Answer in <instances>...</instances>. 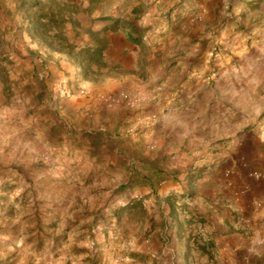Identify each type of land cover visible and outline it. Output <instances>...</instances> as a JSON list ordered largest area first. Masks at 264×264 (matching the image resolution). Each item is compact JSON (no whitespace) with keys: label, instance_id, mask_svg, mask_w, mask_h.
<instances>
[{"label":"rangeland","instance_id":"374dc122","mask_svg":"<svg viewBox=\"0 0 264 264\" xmlns=\"http://www.w3.org/2000/svg\"><path fill=\"white\" fill-rule=\"evenodd\" d=\"M33 1L0 0V264H155L153 248L170 255L174 247L170 202L194 219L192 236L225 209L235 216L236 198L264 181V113L189 105L187 72L178 76L174 68L176 1L139 0L132 11L144 26L132 39L123 35L124 17L112 13L137 0ZM263 4L240 17L244 31L225 34L229 43L262 42L251 48L261 56L256 62L234 57L227 64L260 92ZM201 9L188 17L200 35ZM57 12L56 21L47 20ZM38 13L46 15L44 38L31 28ZM220 19L213 15L214 23ZM212 34L220 39V32ZM100 39L104 64L94 63L86 76L75 56ZM230 49L222 52L232 55ZM218 67L210 64L207 72ZM122 93L132 105L109 106L100 97ZM253 204L263 208L264 199Z\"/></svg>","mask_w":264,"mask_h":264},{"label":"crops","instance_id":"0c3cea01","mask_svg":"<svg viewBox=\"0 0 264 264\" xmlns=\"http://www.w3.org/2000/svg\"><path fill=\"white\" fill-rule=\"evenodd\" d=\"M175 1L178 8L172 11L170 20V27L175 33L173 37V60H176L174 68L177 70L178 76L183 71L187 72L184 82L186 81L185 84H188L186 93L191 97L189 105L195 108V105L200 104L206 112L230 113L251 110L264 113V90L260 92V90L250 91L248 89L258 87V83H247V80L244 79H248L249 76L244 73L227 71V64L234 57L243 58L247 63H253L260 59L261 56L254 55L251 48L257 47L262 42H250L247 45L246 41L239 42L235 38L229 43L228 37H225V34L232 31H244L245 26L240 17L247 15L249 11L246 10L250 6L252 11L258 10L257 7L259 8L264 0H187L183 8H179L180 3L178 2L181 0ZM137 2L139 4L141 1L137 0L127 8L125 6L124 10L115 7V13H112L113 16H116L115 18L124 17L126 20L122 30L124 37L128 39H132V36L139 38L140 35L137 31H141L144 26V21L140 18L142 16H139L138 13L134 14L132 11L135 6L137 8ZM199 8H202L201 11L206 10L198 23L204 28L201 35L198 31L199 26L195 25L196 22L191 23L188 18L194 16L195 12L200 13ZM215 13H218L221 19L214 23L213 15ZM150 14V11H146L149 19L151 18ZM136 15L138 17H135ZM226 15L229 16L228 20H224ZM215 31L221 33L219 40L212 34ZM185 42H187L186 45ZM217 42L221 44L222 48H218V53L212 55L213 45ZM227 46L231 48L232 55L226 56L222 52ZM214 63L218 64V71L209 75L207 69L210 64ZM217 78L225 80L226 84L217 88L211 81ZM238 80H244L245 83L238 82ZM182 84L184 86L183 82ZM180 92V95L183 96L184 91ZM144 106H146L145 103ZM161 121L160 113L158 121L155 123L157 129H159ZM235 122L236 125H243L242 121ZM111 141L112 139H109V142ZM241 143L248 147V141L241 139ZM247 147L245 146V148ZM247 151H249L248 148ZM246 155L248 156V152ZM255 199H264V181L250 184L248 189L236 198L237 215H229L225 209L219 217L214 219V222L209 220V224L199 223L198 231L203 228L204 233H196L194 236L191 235L193 233H190L191 229L189 228L194 219L189 218L187 214L180 213L176 203H172L173 215L171 219L175 230L172 232L174 247L169 255L163 246L158 245L152 249L153 253L150 256L157 258L155 264H264V207H256L253 204ZM225 207L227 206L225 205ZM200 239L206 240V242L198 245V242H201ZM192 241L196 243L193 244Z\"/></svg>","mask_w":264,"mask_h":264},{"label":"trees","instance_id":"16d2710c","mask_svg":"<svg viewBox=\"0 0 264 264\" xmlns=\"http://www.w3.org/2000/svg\"><path fill=\"white\" fill-rule=\"evenodd\" d=\"M38 2L35 0L33 1L31 4L32 6L36 5ZM58 12L57 14H52V15H48L47 20L49 21H56V17H58ZM46 15L44 14H35L32 15L31 17V28L32 30L36 31L38 33L39 36L41 37H46V34L48 32L47 29V24L43 21L45 20L44 17ZM60 16V15H59ZM53 43H49L50 46H52ZM53 47V46H52ZM71 47L69 46V49H67V53L68 54H73L72 50L70 49ZM103 44L101 43V39L99 44H97L95 47L93 48H85V50H83L82 54L80 53L81 56H75V60L76 63L78 65L79 68H81V70H83V73L86 75L88 74L87 72H91L94 70V63H97L98 68H100V65L104 64V62H102V58H103ZM0 72H2V69L0 68ZM5 77V75H3ZM87 76V75H86ZM5 80V79H3ZM172 202L169 203V213H171V216L173 215V207H172ZM1 226V225H0ZM3 228V227H0ZM5 228V227H4ZM42 229L40 227L39 224H37L36 227V234L37 236L39 234H42ZM41 243V239H37V244L39 245Z\"/></svg>","mask_w":264,"mask_h":264},{"label":"built area","instance_id":"2783aa9c","mask_svg":"<svg viewBox=\"0 0 264 264\" xmlns=\"http://www.w3.org/2000/svg\"><path fill=\"white\" fill-rule=\"evenodd\" d=\"M82 93H87V91L81 90ZM100 97L105 101L107 105H114L116 103H126V104H133V101L128 97L127 94H120V95H100ZM256 177L262 176L260 173H254Z\"/></svg>","mask_w":264,"mask_h":264}]
</instances>
